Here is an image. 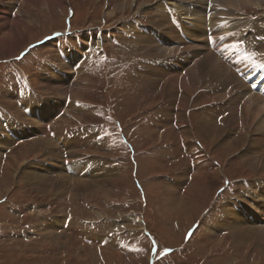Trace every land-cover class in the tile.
<instances>
[{
  "label": "rangeland",
  "instance_id": "1",
  "mask_svg": "<svg viewBox=\"0 0 264 264\" xmlns=\"http://www.w3.org/2000/svg\"><path fill=\"white\" fill-rule=\"evenodd\" d=\"M124 1L62 0L48 9L26 0H0V5L10 2L14 8L8 7L9 15L0 8V17L8 15L9 21L19 22L6 29L0 21V39L5 41H0V264H264V215L254 208L261 207V202L247 201L246 208L254 209L263 220L252 210L246 218L239 217L226 206L246 195L251 199L254 190H264V130L256 124L249 131L244 122H236L238 116L243 120L245 115L237 102L245 99L246 93L236 98L239 94L235 91L230 100L223 98L220 103L195 109L196 96L212 90L194 92L193 104L188 105L189 121L182 123L174 115L173 130L164 132L162 101L169 94L181 99L185 93L171 92L167 80L159 84L161 89H156L154 97L148 88L134 85L135 75H155L157 71L150 74L137 69L143 55L135 51V39L124 27L134 21L136 27H145V36L153 30L164 33L151 26L156 24L153 18L161 4L159 0ZM176 3L189 7L179 0ZM245 11L248 20L262 22L264 27V10L251 6ZM186 29L187 37L190 31ZM84 45H89L88 49H80ZM224 45L229 53L235 49L229 42ZM73 50L81 55L75 60L77 70L67 65L68 55L74 59L79 55ZM256 62L257 72L263 70L264 61ZM168 69L164 73L186 74L177 65ZM66 70L72 74L65 75ZM58 73L67 79H56ZM234 75L243 80V90L251 88L244 73ZM175 101L168 107L178 113L183 108L178 109ZM38 102L62 108L49 113L59 122L52 121L47 133L55 138L67 131L79 133L81 140L84 134L78 127H84L88 136L96 138L95 147L86 149L92 141L83 138L80 144L75 143L80 149L75 154L73 150L63 153L57 151L55 138L44 131L38 140L34 134L44 126L39 123L37 127L32 112L26 114L27 107ZM228 108H237L238 116L221 138L216 142L203 138L194 113L203 114L210 125H221L230 115ZM7 127L16 136L24 133L23 137L12 142ZM241 133L248 142L230 147V141H239ZM193 146L201 148L197 149L202 151L201 157ZM247 157L254 162L246 161ZM78 158L92 161L100 170L94 172ZM200 160L211 169L203 170ZM65 161H70L68 167ZM76 167L88 174L81 181L90 184H81L78 192L67 190L73 182L60 183L66 170L70 180L79 177ZM180 177L182 185L177 183ZM172 194L176 201L170 205ZM233 215L248 224L240 226L237 233Z\"/></svg>",
  "mask_w": 264,
  "mask_h": 264
},
{
  "label": "bare ground",
  "instance_id": "2",
  "mask_svg": "<svg viewBox=\"0 0 264 264\" xmlns=\"http://www.w3.org/2000/svg\"><path fill=\"white\" fill-rule=\"evenodd\" d=\"M148 1H150V0H148ZM159 1L161 4V5L159 4L160 5L159 9L156 10L157 8H154V10H156L155 12H157V15L156 14H155L156 16L154 15L155 17L153 18V21L156 24L155 25L151 24V26H157L156 29L159 28L160 30L164 31V33H161V32L160 33H157V32L154 33L153 32L154 30L152 29L153 30L152 31L150 29V31H152L153 33L148 32L147 33L148 35L145 36V34H144L145 27H136L135 23H137V22H134V21L125 23L124 27L129 29L127 35H132L135 39L134 40L135 51H137V53L143 55V57H141V60L139 61L140 63H139V66L137 67V69L141 73L143 71H144V73H150L152 71H157L155 73V75H149V76H147V74H145L146 76L135 75L133 78L134 79L133 80L134 85L138 88H144V89L148 88L149 91L151 92V94H154L152 96V97H154L156 95V89H158V90L161 89L159 84L163 80H167L165 82H168V84H170L172 86V91L170 90L171 92H174L175 90H177V92H178L180 90L181 93H185L184 96L181 95V99L172 98L171 94H169L168 97L166 96V100L162 101L163 103L161 104V112L166 113L165 115L162 114V115H164V116H162V119L164 120V121H162V122H164V124L162 125V127L165 129L164 132H167L169 130V128L174 127L173 125H175V124H173L171 121L172 119H174V118H172V116L175 115L176 119L180 118L182 123H184V121L190 119V117H189L190 114L188 112V109H189L188 105L190 103L193 104V100L195 98V97H193V93L194 92L196 93L198 91H203V89L212 90L211 91L212 93L205 94V93L200 92L201 94H199L198 96L195 95L196 96V98H195L196 106L195 105L192 106L195 109H196V107H199L200 105H203V107H204V105L214 104V102L220 103L221 100H223V98L226 100H230V97H232L233 93L235 94V91L239 94V96L236 98H240L242 94L246 93L245 99H242V100L240 99L241 101H238V102L236 100V102L238 104L237 108L240 107L242 112H245V115H243V120L239 119V116L237 113L238 109L237 108L229 109L230 108L229 106H228L229 107L228 111H229L230 115H228V117L224 118V121L221 120L222 121L221 125L220 124L218 125L216 123L214 125H210L209 123H207L203 120V117H202L203 114L194 113L199 118V124H198L199 129L198 130L201 134H203V136H204L203 138H205L206 140L208 138H210L211 141L216 142L218 139L221 138V136L225 132V128L234 119L235 115L238 116V119L237 120L235 119L236 122H239V123L244 122L246 124L245 128L249 129V131L253 127V125H256V124H258L257 126L260 129L264 130V122L261 121V120L264 121V96L263 95H261L262 97L259 96L258 94H256L259 92H256V91L251 92L248 87H247V90H243L244 89L243 82H242L243 80L241 81L238 77H236L230 71V69H228L229 67L228 68L225 67L227 65V63H225L223 60H221V58L215 52H213L209 49V47L206 45V39L204 37L192 39V37L200 36V34L202 33V31H200V28L197 27V26H199V22H202V24L205 27H207V22H208L207 9L211 7V9H212L211 25L217 29V31L215 33V39L224 41V43L229 42L230 44L235 45V47H241L242 42L244 41V43L247 45V47H249L248 48L249 51L253 52V54H255L257 56V60L259 59V61L260 60L264 61V44H262L263 39H261V35L264 34V27L261 24L262 22L248 20V18L245 16V12H246L245 10L249 9L251 6H257V7H260L262 10H264V7H263L264 0H179L182 3L188 4L189 7H186L184 4L183 5L185 7L178 6L177 5L178 3H176V1H178V0H159ZM26 2L31 4L34 7L46 6L48 9H51L56 3L62 2V0H26ZM124 3H127V0H125ZM11 5H12V3H10V2L8 4L0 5L1 6L0 7L1 12L7 13L8 15L11 14L9 11L11 9H14ZM9 6L11 7V9L8 8ZM170 12H172L174 15V17L172 19H170ZM8 15H7V17H3V16L0 17V21L2 22L3 28L7 29V28H11V27H14L15 25L19 24V22H12L13 19L11 21H9L8 19H10V18H8ZM179 22L182 25V30L190 27L191 31L189 33H187L190 38H187L188 36L187 37L185 36V37H182L183 38V40H182V38H181L182 35H180L181 34L180 31H178ZM250 25H252V26H250ZM192 29H195V31ZM201 29H205V28L202 27ZM155 31H157V30H155ZM184 33L185 32H183V34ZM244 34L246 36H244ZM164 35H166L169 39L172 38V39L178 40L180 42V44H177V43L175 44V43L171 42ZM106 37H108V36H106ZM238 37H239V39H238ZM163 38L165 39V42L163 41ZM147 39H152V42L147 41ZM245 39H247V40H245ZM0 41L3 42L4 40L0 39ZM257 41H259V43L257 45L253 46V43H255ZM187 42H191V43H187ZM150 43H153V45H148ZM186 44L188 46H185ZM256 46L259 47L258 48L259 52L254 53V48ZM85 47H87V49H88L89 45H86V46L84 45L80 49H83V48L85 49ZM92 47H94L93 44H92ZM169 47H172V48L169 49ZM222 48L228 49V47L225 46L224 44H223ZM73 51H75L77 54H79L78 56H75V59L77 61H79V57L81 56L80 51H78V50H73ZM188 51H190V52H188ZM188 53L190 54V56H188V58L185 59L184 55H187ZM168 60L170 62H168ZM182 61H184L186 64H183ZM247 61H248V59H247ZM83 64L81 63V66ZM170 65L179 66L180 69L186 70V74L185 75L171 74L169 72L164 73L165 70H169L168 67ZM82 67H84V66H82ZM147 70H149V71H147ZM152 76H155V77H152ZM65 77L66 76L58 73L56 79L59 78V79L65 81L67 79V77L66 78ZM57 84L63 85L60 83H57ZM190 84H191V87L189 86ZM64 85H66V84H64ZM64 85H63V87H64ZM157 85H158V87H157ZM182 85L184 86L185 89L182 88ZM231 85H234V87L232 89L233 91L229 92V91H227V89L230 88ZM219 88H223V89L218 90ZM173 89H174V91H173ZM59 91H61V90H58V92ZM188 96H189V100L187 101L186 98ZM233 96H235V95H233ZM67 97L68 96H66V98ZM173 101L178 102L179 103V105L177 106L178 109L180 107H182L183 110H179L178 113L171 112V109L168 107V105H170L171 102H173ZM81 102L82 101H79V102L76 101V103H79V104ZM72 103H74V102H72ZM241 104H244V105L241 106ZM152 105H153V103L149 104V107H151ZM225 105H227V104H225ZM81 106H84V105L81 104ZM174 107L175 106H173V108ZM29 108L31 109V112H32V119L34 120V122H36L35 124L37 125V127H40V124L45 127V128L43 127V130H39L37 128L38 134H34L35 137L38 136V137H36V138H38V140H41V137H40L41 133L40 132L44 131V130H45V132L48 130H51V127H53V126H50V124H52V121L57 120V119L54 120L53 114H56L58 111L61 112L62 108L60 106H57L54 103L43 105V103L41 104L39 102L33 106L27 107V111ZM55 109L57 111L55 113L49 115V113L54 111ZM70 109L73 110L74 108L72 107ZM198 109H200V108H198ZM66 110H67V108H66ZM64 111H65V109H64ZM75 111H76V109H75ZM197 112H199V111H197ZM219 114H221V113H219ZM205 115H207V114H205ZM225 116H227V115H225ZM206 118H207V116H206ZM58 122H59V119L54 123H58ZM218 123H220V122H218ZM239 123H237V125ZM206 125H210V126H206ZM82 128H84V127L78 128V130H81V133L85 135V137H84V139H85L86 136H88L87 135L88 133L85 132V129H82ZM172 130H173V128H172ZM254 130L256 131V129H254ZM239 133H240V131H239ZM79 136H81V135H79ZM237 136L239 137V141L231 140L230 144H228L230 147H236V145H238L239 143H241L243 145V144L248 142V139H246L247 138L246 135H243L241 133V135H237ZM88 139H89V137H88ZM34 140H37V139H34ZM54 140L56 142V146H58L57 151L60 149V147L63 148V146L60 143L58 144V141H56V138ZM81 140L80 139L71 140L67 143H64V147L66 148V151L73 150L72 154H75L76 151L80 150L77 148V146H75V143L80 144L82 142ZM33 143H34V145L39 144L37 142H33ZM49 144H50V139H49ZM54 146H55V144H54ZM90 147H92L91 144L86 149H88ZM198 147L194 148V146H193V150L194 151L196 150V152L198 151L197 149L201 150V148L200 147L198 148ZM226 152H228V151L226 150ZM197 153H199L198 157L199 156L201 157L202 151L201 152L198 151ZM172 154H173V150L167 156H171ZM51 156L53 157V155H51ZM249 157H250V155H249ZM75 159L76 158L67 159V160H75ZM78 159H80L79 160L80 162L86 161L87 166H92L94 172L98 168H99L98 170H100V167H98L97 165H92V163H93L92 161H90L88 159H81V158H78ZM199 159H201V158H199ZM254 159H256V158H254ZM204 160H202L203 163L205 162ZM247 160L252 162L251 161L252 159H248V157H247L246 161ZM69 162L70 161H68V164H69ZM63 163H64V161H63ZM198 163L202 164L201 160ZM49 164L53 165L52 163H49ZM197 165L199 166V164H197ZM203 166H204L203 170H205L207 167H209L210 169L212 167L209 164H204ZM75 171L79 177H74L73 180L72 179L70 180L69 176H68L69 174L66 170L65 174L64 175L62 174L60 177L62 179L60 181V183L68 184L69 182H73V184L70 185L71 188H67V190L74 189L75 192H78L81 189V187H83V186H81V184H84L85 186H89L90 184L89 183H83L81 181V179L82 178L84 179V176H86L88 174H85V173L82 174L81 173L82 169L80 167H76ZM69 172H70V174L73 173L72 166L70 167ZM183 174L184 173L182 172L179 176H182ZM198 176H205V175L200 174ZM75 178H77V179L75 180ZM183 182L184 181L182 180V177H180L178 179L177 183H178V185H182ZM58 187H59V185H58ZM174 187H175V185H174ZM174 187H172V188H174ZM172 191H175V190H172ZM254 193L255 194L252 193L251 199L248 197L249 195H246L245 196L246 198H243V199L240 198V200L238 199V200H235L233 202H228V204L226 206L230 207V209H233V212H236L239 217H241V214H242L246 218L249 214L254 212L255 215L260 216L263 220V217L261 215L257 214L254 211V209L249 210L248 208H246L247 201L248 202H252V201L255 202L256 201L257 203L261 202V205H262L261 207H258L257 205H255L254 208L256 210L261 211L262 214L264 215V190L263 191H259V190L255 191L254 190ZM74 196H76V195H74ZM174 196L175 195L172 194L169 197L170 202H168V203H170V205L174 204L176 201V196H175V198H174ZM251 210H252V212H251ZM232 220H234V223H236V226H235L236 233L241 231L240 226H247L248 225L245 222H243V223L239 222L235 215H233ZM246 220L250 221L251 219L247 218ZM253 220H255L254 217L252 218L251 221H253ZM231 224H233V223H231Z\"/></svg>",
  "mask_w": 264,
  "mask_h": 264
},
{
  "label": "crops",
  "instance_id": "3",
  "mask_svg": "<svg viewBox=\"0 0 264 264\" xmlns=\"http://www.w3.org/2000/svg\"><path fill=\"white\" fill-rule=\"evenodd\" d=\"M54 122V121H53ZM52 122V123H53ZM79 128V127H78ZM39 130H42V129H39ZM44 132H45V130H44ZM85 132H88L87 130H85ZM46 133V132H45ZM64 134H61V135H59L57 138H56V141H60V139H62V136H63ZM88 137H89V139H91V141H92V146H94L95 147V145H94V140H96V138H92V136H86V138H85V140H88ZM91 137V138H90ZM59 138V139H58ZM96 144H97V148H99V146L100 145H98V142H96ZM62 146H63V144H61Z\"/></svg>",
  "mask_w": 264,
  "mask_h": 264
},
{
  "label": "snow or ice",
  "instance_id": "4",
  "mask_svg": "<svg viewBox=\"0 0 264 264\" xmlns=\"http://www.w3.org/2000/svg\"><path fill=\"white\" fill-rule=\"evenodd\" d=\"M261 39H264V37H262ZM262 67H264V65H262ZM165 251H168V250H165Z\"/></svg>",
  "mask_w": 264,
  "mask_h": 264
}]
</instances>
